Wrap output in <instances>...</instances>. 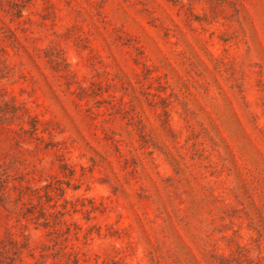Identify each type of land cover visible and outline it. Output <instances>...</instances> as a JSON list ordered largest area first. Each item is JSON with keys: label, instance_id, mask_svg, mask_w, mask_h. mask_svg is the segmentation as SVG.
<instances>
[{"label": "rangeland", "instance_id": "rangeland-1", "mask_svg": "<svg viewBox=\"0 0 264 264\" xmlns=\"http://www.w3.org/2000/svg\"><path fill=\"white\" fill-rule=\"evenodd\" d=\"M0 264H264V0H0Z\"/></svg>", "mask_w": 264, "mask_h": 264}]
</instances>
